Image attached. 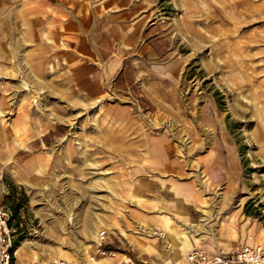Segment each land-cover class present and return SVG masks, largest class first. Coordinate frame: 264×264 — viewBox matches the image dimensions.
<instances>
[{"label": "rangeland", "instance_id": "1", "mask_svg": "<svg viewBox=\"0 0 264 264\" xmlns=\"http://www.w3.org/2000/svg\"><path fill=\"white\" fill-rule=\"evenodd\" d=\"M81 1L119 22L156 23L165 52L143 36L127 50L128 83L92 95L62 56L67 43L33 31L61 16L60 2L0 0V203L12 212V264L117 253L125 264H179L220 220L231 224L226 243L263 244L264 0ZM105 125H143L144 158L109 147ZM55 126L62 134L36 145ZM184 200L187 213L175 207ZM103 230L107 256L96 254Z\"/></svg>", "mask_w": 264, "mask_h": 264}, {"label": "crops", "instance_id": "2", "mask_svg": "<svg viewBox=\"0 0 264 264\" xmlns=\"http://www.w3.org/2000/svg\"><path fill=\"white\" fill-rule=\"evenodd\" d=\"M56 1L60 2V6L57 2H54L53 8L60 12L61 16L54 17L48 14L46 19H40L37 24H34L35 30L33 31L38 36L42 30H46L53 40H64L67 43L66 47H62V56L66 59L72 71L76 72L77 77H75L79 89L84 88L86 92L92 91V95L95 92H97V95H101L102 91L107 88V83L122 88L123 82L124 84L128 83L124 80L127 79L129 68L127 50L139 43L143 36L147 40L145 42L146 46L151 47L153 53L162 55L165 52L166 37L153 31L154 26L157 25L156 23L148 24L143 19H137L131 23L119 22L120 15L113 12L97 15V2L87 11L85 2L81 0ZM48 6L43 7L41 5L46 9L49 8ZM25 117L28 119L27 115ZM32 118L30 117L28 120ZM61 134V131L55 126L52 131L46 132L41 138L36 137L34 142L36 145L38 143L47 145ZM17 152L14 153V157L17 156ZM33 161H29L27 164L25 161L24 167L20 169L24 171L31 170L30 164ZM15 171L16 174L18 171V175H22V171L16 169ZM16 174L13 173L12 177H15ZM182 202L175 205L176 210H185L184 212L187 213L190 206L184 203L186 200ZM183 224L195 226L189 221H185ZM225 226L224 229L223 220L215 222V228L211 233H207L206 237L202 235L193 240L191 243L192 248L203 247L211 252L237 249L235 243L225 242L232 234L229 221L225 222ZM136 241L143 250L150 251L149 245L144 241L141 242L138 239ZM182 247L187 248L189 244L182 242ZM137 257L136 255L135 258ZM131 258L128 256V259ZM122 259L123 255L117 253L116 257L103 258L93 261L92 264H125L121 261ZM172 260L168 259L166 263L168 264ZM141 261L148 262L144 259H141ZM125 262L128 264L127 260Z\"/></svg>", "mask_w": 264, "mask_h": 264}, {"label": "built area", "instance_id": "3", "mask_svg": "<svg viewBox=\"0 0 264 264\" xmlns=\"http://www.w3.org/2000/svg\"><path fill=\"white\" fill-rule=\"evenodd\" d=\"M12 212L0 203V264L13 263L15 229L11 227ZM107 235L100 232L96 254L107 256L114 252L106 247ZM94 259V256H92ZM48 264H71L66 259H55ZM128 264H139L130 259ZM179 264H264V243L245 244L232 251L211 252L203 247H194Z\"/></svg>", "mask_w": 264, "mask_h": 264}, {"label": "bare ground", "instance_id": "4", "mask_svg": "<svg viewBox=\"0 0 264 264\" xmlns=\"http://www.w3.org/2000/svg\"><path fill=\"white\" fill-rule=\"evenodd\" d=\"M157 94H159V93L157 92ZM169 100L173 101V98L170 97ZM162 103H163V100H162V102H160L161 106H162ZM167 109H169V108H167ZM259 110L261 112H264V106H263V108H259ZM257 112H258V110H257ZM258 125H260L259 135L262 136V135H264V116H263V122L262 121L259 122ZM142 126H140V127L137 126L135 128H133V127L130 128V126H126L123 128H116V129H110L109 127L106 126L104 132H106V134H105L106 137H107V135H109V137L108 138L105 137V141L107 140L109 142L108 143L109 147H111L113 150L120 152V153H124V154H126V156H129L131 154L134 157V159L140 161L141 159L144 158V152L143 151H145L144 147L146 146L144 143V131L145 130H143ZM149 145H150V143H149ZM123 236H125V235H123ZM129 240H130V242L132 241L133 243H138L136 241V239L129 238ZM94 261H96V260H94Z\"/></svg>", "mask_w": 264, "mask_h": 264}, {"label": "trees", "instance_id": "5", "mask_svg": "<svg viewBox=\"0 0 264 264\" xmlns=\"http://www.w3.org/2000/svg\"><path fill=\"white\" fill-rule=\"evenodd\" d=\"M9 189L11 190V192L13 193L14 191V187L9 183ZM21 208V204L19 203H13L12 204V211H13V217H17L19 214V209ZM11 224V221H10ZM111 248V247H110Z\"/></svg>", "mask_w": 264, "mask_h": 264}]
</instances>
